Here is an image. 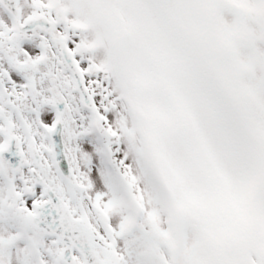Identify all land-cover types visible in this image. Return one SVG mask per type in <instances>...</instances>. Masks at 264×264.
<instances>
[{
    "label": "snow or ice",
    "instance_id": "snow-or-ice-1",
    "mask_svg": "<svg viewBox=\"0 0 264 264\" xmlns=\"http://www.w3.org/2000/svg\"><path fill=\"white\" fill-rule=\"evenodd\" d=\"M0 264H264V0H0Z\"/></svg>",
    "mask_w": 264,
    "mask_h": 264
}]
</instances>
